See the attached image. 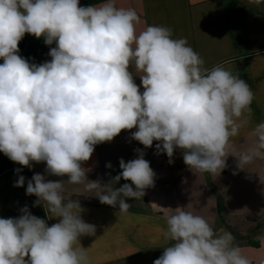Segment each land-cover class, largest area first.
<instances>
[{"label":"clouds","instance_id":"9594fccd","mask_svg":"<svg viewBox=\"0 0 264 264\" xmlns=\"http://www.w3.org/2000/svg\"><path fill=\"white\" fill-rule=\"evenodd\" d=\"M139 22L134 9L114 0L87 7L80 0H0V152L27 167L46 162L47 173L98 190L100 202L119 212L131 207L128 200L143 199L155 173L137 149L136 159L119 161L122 172L109 184L89 180L81 164L95 145L137 128L132 139L146 148L159 141L157 153L169 158L179 148L189 168L219 175L253 100L248 83L221 65L204 67L186 38L174 39L163 25L137 33ZM26 33L55 42L50 61L30 63L19 55ZM130 65L142 73V93ZM251 135L256 145L235 156L240 170L264 155V122ZM121 178L131 184L113 188ZM24 182L20 176L14 186ZM63 186L33 175L26 194L61 219L48 226L27 207L18 218H0V264H88L79 237L93 235L95 226L81 218L78 201L64 203ZM175 210L161 230L174 243L153 264H250L231 232L218 235L203 217Z\"/></svg>","mask_w":264,"mask_h":264},{"label":"crops","instance_id":"0c3cea01","mask_svg":"<svg viewBox=\"0 0 264 264\" xmlns=\"http://www.w3.org/2000/svg\"><path fill=\"white\" fill-rule=\"evenodd\" d=\"M85 0H80L83 3ZM104 0L92 5H99ZM119 8L134 9L139 17L137 33L150 25L172 29L173 38H186L204 60V67L221 65L237 78L243 79L253 92L251 112L245 113L239 135L232 137L227 149L226 168L217 174L189 168L183 160V150L177 148L171 158L157 153L156 144L146 148L132 139L137 128L122 130L112 141L94 146V152L81 166L89 169L87 178L109 184L122 172L119 161L125 163L144 152L155 173L154 186L144 190L143 199H130L131 207L119 212V207L103 204L96 197L98 190L88 191L85 184L67 182L69 177L50 175L46 162H30L31 167L11 161L0 152V218H18L27 207L32 215L44 219L48 226L60 217L48 210L38 197L26 194L34 174L46 180L64 182L63 201H78L81 218L95 226L93 235H82L79 243L87 249L88 264H153L172 241L162 238L167 218L175 208L203 217L216 234L235 231L234 246L250 264H264V155L254 157L244 170L237 168V157L247 153L257 143L252 130L264 122V0H114ZM91 6V5H90ZM44 40L25 34L19 47L23 58L31 42ZM50 49L34 57L36 64L50 61ZM3 60L0 59V64ZM134 82L144 91L134 66L129 67ZM171 159V163L169 162ZM112 167H106L107 164ZM19 170V171H17ZM20 176L22 187L14 186ZM131 184L123 178L113 182V188ZM135 189V186L133 185ZM224 210L220 212L219 205ZM237 223V224H234ZM79 243L74 247H79ZM27 260L28 258L25 257Z\"/></svg>","mask_w":264,"mask_h":264},{"label":"trees","instance_id":"16d2710c","mask_svg":"<svg viewBox=\"0 0 264 264\" xmlns=\"http://www.w3.org/2000/svg\"><path fill=\"white\" fill-rule=\"evenodd\" d=\"M100 1H102V0H85L83 3H80V6L87 7V6H90V5L97 3V2H100ZM18 46L22 47L23 43H19ZM55 46H56L55 42L53 43V45L49 46V45L45 44L44 40L31 42L26 47V53H25L24 58L27 59L30 63H35L34 57L36 54H38L39 52L44 51L48 48L50 49L51 47H55ZM219 209H220V212L224 210V207L221 203L219 205ZM227 226L230 229L232 235L235 237L236 234H235L234 229L230 225H227Z\"/></svg>","mask_w":264,"mask_h":264},{"label":"rangeland","instance_id":"374dc122","mask_svg":"<svg viewBox=\"0 0 264 264\" xmlns=\"http://www.w3.org/2000/svg\"><path fill=\"white\" fill-rule=\"evenodd\" d=\"M234 224H237V223L234 222Z\"/></svg>","mask_w":264,"mask_h":264}]
</instances>
